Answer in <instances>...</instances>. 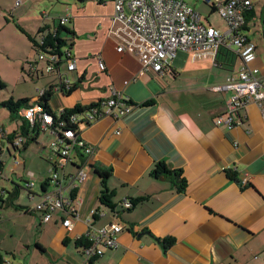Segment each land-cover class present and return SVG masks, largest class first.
Listing matches in <instances>:
<instances>
[{
    "label": "crops",
    "instance_id": "obj_1",
    "mask_svg": "<svg viewBox=\"0 0 264 264\" xmlns=\"http://www.w3.org/2000/svg\"><path fill=\"white\" fill-rule=\"evenodd\" d=\"M201 1L212 12L213 0ZM248 10L244 33L256 45L252 65L264 82V41L260 44L251 36L255 29L264 39V0H252ZM55 11L36 15V30L23 27L35 34L40 27L70 15V52L77 65L69 70L66 61L60 72L75 88L71 92L63 89L59 76L23 97L33 102L55 84L59 86L49 101L55 113L90 106L114 92L129 97L133 109L120 118L109 116L81 124V136L92 153L76 149L64 168L58 167L60 155L53 145L57 136L50 130L39 132L32 142L36 145L30 143L12 154L13 165L0 160V179L5 177L8 182L0 188V197L7 199L6 190L21 186L15 200L20 208L0 202L3 264H264V99L242 108V122L232 128L215 123L217 116L227 112L233 93L215 87L239 71L240 55L228 49L215 59L208 55L193 60L183 51L163 75L142 74L139 59L132 53H119L116 39L109 34L113 0H77ZM207 22L218 29L227 27L226 22L225 28ZM100 61L106 65L102 71ZM31 68L37 77L43 75L34 62ZM15 121L11 130L1 128L14 131L21 123ZM7 146L0 138L1 151ZM40 157L47 162L48 175L40 179L39 189L35 182L28 189L20 182L36 178V172L27 167L37 166ZM158 161L183 170L188 180L184 192L176 189L170 176L152 175ZM18 168H22L19 173ZM79 168L86 174L83 181L75 178ZM100 168L113 170L108 187L115 192L116 211L100 200ZM52 169L63 177L66 201L74 195L81 199L70 230L63 224L71 216L67 206L54 211L49 221L35 209L52 188L49 184L42 188ZM245 177L249 182L244 186ZM140 196L147 199L132 210L124 206L126 200ZM114 222L124 227L118 247L87 259L76 240ZM165 237H174V244L164 248L157 238Z\"/></svg>",
    "mask_w": 264,
    "mask_h": 264
},
{
    "label": "built area",
    "instance_id": "obj_2",
    "mask_svg": "<svg viewBox=\"0 0 264 264\" xmlns=\"http://www.w3.org/2000/svg\"><path fill=\"white\" fill-rule=\"evenodd\" d=\"M210 1V0H205ZM114 12L111 17L109 34L116 39V50L119 53H132L141 62V73L155 72L163 75L169 68L179 50L189 53L193 60L208 55L215 59L221 47L233 49L242 59L239 71L218 86L219 92L232 91L228 101V110L215 118L217 125L232 128L240 124L242 119L239 111L251 101L264 99V82L258 75L259 69L252 65L256 59V45L249 41L244 33L246 23L245 14L252 7V0H213L216 12L227 23L226 29H218L203 22L201 14L184 0H113ZM18 4V2H17ZM71 20L70 15L60 18L62 24ZM68 69H76V59L68 54ZM50 62L56 61L57 56L50 55ZM106 65L100 61V70ZM47 71H53L52 63L47 64ZM60 82L70 89L72 83L67 76L60 75ZM100 104L81 113L70 116L72 127L67 128L65 119L56 121L39 103L23 108L21 113L32 124L39 122L42 130H50L57 136L54 150L59 153L58 167L64 168L72 160L76 149H82L85 154L92 153V147L81 136L80 126L104 117L120 118L133 109L129 104V97L114 92ZM99 102V101H98ZM0 129V134L2 133ZM6 132V131H5ZM3 135V133H2ZM21 138L16 139V144ZM16 162L20 159L15 158ZM86 177L83 168H79L75 178L83 181ZM249 178L245 177L242 185H247ZM51 189L43 194L42 201L36 208L43 212L45 221H49L57 209L69 207L70 217L63 222L69 230L73 227L76 217V206L81 203L80 197L74 196L66 201L63 177L58 170H51L49 177ZM77 184H75L76 186ZM25 186L32 189L34 182L27 180ZM125 207L131 202L126 200ZM124 227L118 222L106 224L88 232L86 237L89 244L83 247V254L87 259L100 257L106 249H113L119 245V234Z\"/></svg>",
    "mask_w": 264,
    "mask_h": 264
},
{
    "label": "rangeland",
    "instance_id": "obj_3",
    "mask_svg": "<svg viewBox=\"0 0 264 264\" xmlns=\"http://www.w3.org/2000/svg\"><path fill=\"white\" fill-rule=\"evenodd\" d=\"M185 1L201 14L203 21L207 25H209L207 22L208 19L212 25L221 28L226 27L224 19L217 12H211L209 6L203 1ZM17 2L18 4H16ZM70 2H77V0H2L0 2V77L5 84V87L0 86V103L10 97L17 100L24 98L23 96H29V94L41 88V86H45L49 81L56 80L59 77L57 70L52 72L46 70V59L41 58L32 49L30 41L17 24L19 23L21 26L34 29L37 20L36 15H40L41 11L45 13H56L57 11L55 10L57 7H61V4H69ZM251 36L257 39L260 44L264 41L259 31L255 29L252 30ZM183 53L186 52L179 50L177 55L180 56ZM31 62H34V65L40 70H43V75L37 77L32 72ZM62 70H65L64 63ZM39 93L40 91L37 92V94ZM15 122L17 121L11 118L10 111L0 106V128L3 126L11 130ZM32 145H36V143H32ZM11 150L15 152L12 147ZM2 159L8 165H13L12 162L14 160L7 149L2 151L0 160ZM35 163L37 166L27 167V170L31 169L36 172V178H31V180L36 183V188L39 189L40 179L48 175V165L41 157ZM6 169V174H9V169ZM21 170L22 168H18L17 172L19 173ZM25 180H28V178ZM20 183L24 186L26 181L21 180ZM6 184L8 182L5 177L1 178L0 188Z\"/></svg>",
    "mask_w": 264,
    "mask_h": 264
},
{
    "label": "trees",
    "instance_id": "obj_4",
    "mask_svg": "<svg viewBox=\"0 0 264 264\" xmlns=\"http://www.w3.org/2000/svg\"><path fill=\"white\" fill-rule=\"evenodd\" d=\"M211 6H212V12H216L215 6L214 5H211ZM246 12H247L246 23L244 25L243 30H246L248 28L247 27V23L249 21L248 15L251 13V10H247ZM68 23L62 24L60 19H58V21L54 22L53 25L40 27L37 33L35 34L26 30L19 23L17 24L18 27L21 29V31L27 36L28 40L30 41L32 49L40 56H43L44 58H46L47 64L52 63L54 66V70L58 71L59 76L61 75L60 66L66 61H68V59L70 58L68 54L70 52V48L73 45L72 43L73 37L70 36L73 32L69 28ZM225 50H228V48L221 47L218 51L217 57L221 52L223 53ZM50 55L57 56V60L50 62V60H48V57ZM60 85L63 87V89L65 88L61 82H60ZM0 86L5 87V84L3 83L1 77H0ZM58 86L59 85L50 84L39 94L38 98L35 99L33 102L31 101L30 98H26V97L20 98L17 100L14 99L13 97H10L9 99H6L0 103V106H3L4 108H7L10 111L11 118L13 120L21 121L20 125L18 126L16 130L11 131V132H5L4 129H2L1 132L3 133V135L2 133L0 134V138H4V141L7 142L8 146L6 149L8 150L11 156L15 152L17 153V151H20L21 148L26 149L27 145H29L32 142H36L37 136L39 135V132L42 130L39 122H35L34 124H32L31 121L21 113V110L23 108H26L32 105L34 102L39 103L40 105H42V107L47 112L53 115L55 121L58 118L63 119V120L65 119V121L67 122V128L72 127L71 122L69 121L71 115L76 114V113H81L84 110L88 109V106L77 105L73 108L65 109V110L60 111L59 113H55L51 109L49 105V101L54 93L55 88H58ZM74 88L75 86L72 84L70 89H66V90L68 92H71ZM100 102L102 101L91 103L89 108L94 107L96 105L98 106ZM18 138H21V140L18 144H16L15 141ZM11 147L13 148V150H15V152L11 150ZM1 150L2 148H0V158L2 155ZM2 166H3V162L0 161V169ZM112 172L113 170L110 168L109 169H106V168L98 169V173L100 174L102 178L101 183L103 187L100 200L104 205L110 207L113 211H116L117 204L114 202L115 192L114 190H111L108 187V181L112 176ZM229 173L232 177L235 176L232 172H229ZM152 175L156 177H160L161 175L170 176L172 178V181L174 182L176 189L180 192H184L188 186V180L184 176L183 170L182 169H171L167 166V164L164 161H158L155 164L152 170ZM47 184H49V179L47 182L43 184L42 186L43 190H45ZM6 192L8 193L9 197L7 199H3L2 197H0V202L9 201V203H11L12 205H16L15 200L18 199L20 196L21 186L18 184H15L11 190H6ZM74 196H72V198H74ZM146 199L147 197L145 196L133 198L130 201L131 206L127 208L132 210L138 204L143 203ZM16 206L20 208L18 205ZM36 206H35V209L38 210ZM64 208L66 207L64 206ZM66 209L69 210V207L67 206ZM43 217H44V214H43ZM157 239L158 241L162 242L164 248L170 247L175 242L174 237H165L163 239H160V238H157ZM76 244L82 247L87 246L89 242H88L86 235L84 237L78 238L76 240ZM3 258H4L3 254L0 252V264L4 263Z\"/></svg>",
    "mask_w": 264,
    "mask_h": 264
}]
</instances>
